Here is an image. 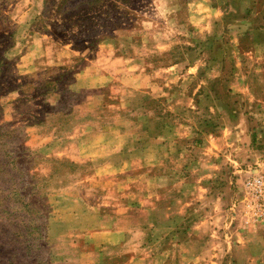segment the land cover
<instances>
[{"label": "rangeland", "instance_id": "obj_1", "mask_svg": "<svg viewBox=\"0 0 264 264\" xmlns=\"http://www.w3.org/2000/svg\"><path fill=\"white\" fill-rule=\"evenodd\" d=\"M12 1L0 9L21 20L19 49L23 45L31 49L28 63L33 65L22 86L29 94L25 99L30 107L18 102L15 94L6 103L1 96L4 87H0V264H65L63 258L84 249L83 238H78L79 247L74 240L77 222L92 210L85 207L100 202L99 197L83 195L92 187L91 181L88 185L63 173L68 165L54 159L53 137H46V147L36 145L42 112L52 127L54 110L68 111V104L77 99L66 89L62 102L40 109L43 103L36 100L37 94L45 92L51 97L56 89L53 76L61 70L68 82L69 72H83L86 64L94 63L93 72L103 67L109 77L103 92L110 96L114 105L109 108L115 111L124 101L125 109L142 106L135 98L143 92L133 88L136 80H150L149 75L161 81L167 78L168 86L178 92H192L203 81L196 91L203 95V102L188 116L190 122L198 123L204 119L202 115L207 116L204 111L202 115L193 111L217 108L219 119L224 117L236 125L244 118L246 125L234 130L236 147L220 151L226 156L219 175L221 188L244 177L246 171L264 169V152L261 156L259 152V147L264 149V139H257L255 133L264 126V0ZM15 25L11 22L9 26ZM150 89L151 85L141 91ZM100 98L90 104L94 109ZM7 105L12 109L22 106L23 111ZM77 110L81 108L73 111ZM93 117L94 122L99 119ZM250 135L262 145L252 146ZM233 159L240 162L237 169L242 176L231 174ZM77 190L83 194L77 195ZM232 190L231 201L229 194L223 197L222 221L217 227L228 260L235 259L241 242L238 230L251 226L238 209L233 213L241 186ZM180 222L175 220L169 226L178 228ZM183 231L181 227L170 234L181 239Z\"/></svg>", "mask_w": 264, "mask_h": 264}, {"label": "crops", "instance_id": "obj_2", "mask_svg": "<svg viewBox=\"0 0 264 264\" xmlns=\"http://www.w3.org/2000/svg\"><path fill=\"white\" fill-rule=\"evenodd\" d=\"M12 2L0 0V5ZM20 21L0 9V87L5 91L1 96L7 103L15 94L18 102L24 101L30 107L25 99L29 94L22 86L33 64L28 63L31 49L23 44L19 49L23 36L22 31L18 32ZM11 22L16 23L14 28L9 26ZM93 64H86L83 72L70 71L72 77L68 82L61 74L64 70L54 74L56 89L51 97L40 92L36 98L42 99V109L50 103L62 102L66 89L77 95L68 104V111L54 110L52 127L47 124L45 111L42 112L36 145L46 147V137H53L54 159L62 166L68 165L63 173H70L71 180L92 183L85 194L80 190L76 194L100 198L98 205L85 207L92 210L75 226L79 229L75 247H79L78 238H83L84 249L78 248L76 255L63 258V263L264 264V224L242 226L238 230L237 239L240 236L241 242L236 246L234 260H228L217 229L222 221L223 197L229 194L231 201L232 189L241 186L243 180V177L235 178L234 182L226 178L230 186L221 188L219 175L226 156L220 155V151L236 147L232 141L234 130L246 126L244 118L235 125L224 121V117L219 119L217 108H210L193 111L199 115L204 111L207 116L202 115L204 119L191 123L188 116L203 102V95L196 92L203 81L199 80L192 92H176L165 82L167 78L156 80L153 74L152 79L149 75L150 80H136L133 88L143 92L135 98L142 106L125 109L124 101L118 111L111 110L109 106L114 104H110V96L103 92L108 87L105 86L109 81L108 71L101 67L93 72ZM150 85V90L141 91ZM98 96L101 98L96 110L90 104ZM9 107L23 111L22 106ZM77 108L81 110L74 112ZM93 116L99 119L94 122ZM255 133L257 139L263 140L264 126ZM251 135L252 146L262 145ZM259 149L261 156L264 149ZM233 162L235 170L231 174L242 176V170L237 169L240 162L235 159ZM178 219L181 222L177 227L185 230L181 239L174 237L178 234H170L178 230L171 227Z\"/></svg>", "mask_w": 264, "mask_h": 264}, {"label": "built area", "instance_id": "obj_3", "mask_svg": "<svg viewBox=\"0 0 264 264\" xmlns=\"http://www.w3.org/2000/svg\"><path fill=\"white\" fill-rule=\"evenodd\" d=\"M240 191L232 206L233 213L238 209L248 225L264 224V169L246 171Z\"/></svg>", "mask_w": 264, "mask_h": 264}]
</instances>
